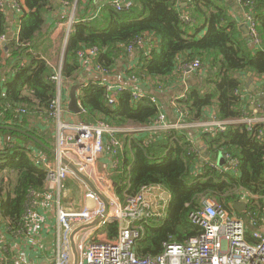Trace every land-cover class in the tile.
I'll return each mask as SVG.
<instances>
[{"label": "trees", "instance_id": "1", "mask_svg": "<svg viewBox=\"0 0 264 264\" xmlns=\"http://www.w3.org/2000/svg\"><path fill=\"white\" fill-rule=\"evenodd\" d=\"M74 1L63 0L68 4ZM76 1L78 10L84 1V12L94 8V0ZM131 1L133 6L129 10L117 12L106 4L100 7L99 14L71 27L59 69L62 82L77 88L82 124L145 128L155 125L161 113L170 122L182 116V122L187 124L208 121L212 115L229 123L222 132L201 130L198 138L202 147L211 161L222 154L238 162L236 171L212 168L210 161L198 166L200 149L197 150L193 141L192 129L115 134L122 143V151L115 157L120 167L114 177L120 200L150 185H160L171 196L159 226L151 221L143 224V236L135 243L137 255L155 257L163 252L165 243L183 245L199 236L202 232L190 223L189 215L200 211L204 199H214L223 210L242 218L254 213L261 224L264 222V134L258 137L264 131V123H256L248 131L246 123L235 121L251 117L250 94L244 88L248 75L264 94V0H248L259 39L255 48L250 47L249 39L241 38L228 19L226 8L216 0ZM184 2L186 5L182 7ZM52 6V0H22L17 37L0 47V61L5 52L10 55L6 60L9 61L7 79L2 82L4 92H0L3 114L0 126L21 129L48 148L49 143L35 130H28L26 124L29 119L45 122L57 93V85L52 81L55 69L37 57L49 42L46 16L52 12ZM6 10L0 8V37L7 32ZM185 13L191 22L181 19ZM149 36L158 41L159 51L147 52L134 46L138 63L126 70L128 77L148 89L142 92L143 98L135 102L131 90L125 88L116 104L108 105L100 83L83 84L79 52L96 48L98 53L91 59L93 67L110 73L118 59L128 57V47L139 38L152 40ZM195 60L200 62L201 69L192 76L193 82L184 96L175 105L160 104V94L180 75L178 68ZM17 109L25 113L17 114ZM0 136V215L16 227L22 222L27 193L44 191L46 170L34 150L51 154L15 131L0 130ZM241 199L248 201L247 209L236 213L233 204ZM118 225L114 221L103 230L114 238L118 235ZM247 230L246 240L254 243L250 229Z\"/></svg>", "mask_w": 264, "mask_h": 264}, {"label": "built area", "instance_id": "2", "mask_svg": "<svg viewBox=\"0 0 264 264\" xmlns=\"http://www.w3.org/2000/svg\"><path fill=\"white\" fill-rule=\"evenodd\" d=\"M237 2L245 11V20L249 27V41L254 46H258L259 39L256 31V21L250 10L251 3L248 0H237ZM20 4V0H11L13 9L19 10ZM107 4L117 12L129 10L133 6L131 0H110ZM0 8L4 10V0H0ZM181 19L185 23L192 21L187 14L181 16ZM145 43H149V40L145 41L139 38L126 51L129 53L134 49V46L143 47ZM97 53L96 48L89 49L85 52H79L78 58L81 63L86 64ZM93 68L98 74H108L100 67ZM200 69V62L195 60L182 67L181 76L185 80L189 75L198 72ZM52 81L57 85V93L50 104L47 117L54 122L57 135L53 163L48 166L45 162H42L46 170L44 186L48 190L58 189L67 179L70 170L62 164L61 159L68 160L88 179H91V170L98 159L103 156L114 158L111 160V169L117 171L120 162L115 157L122 151V143L115 138V134L119 130L105 123L93 125L63 123L61 121L62 108L59 100L62 83L60 69L54 72ZM129 81L130 85L127 88L131 90L132 99L136 102L143 98V91L141 90L143 85L133 77ZM100 85L104 87L105 101L108 105L116 104L118 95L125 89L109 84L101 83ZM151 101L159 107L154 98H151ZM16 112L17 114L25 113L23 109H17ZM2 117L3 114L0 113V119ZM181 118L183 117L180 116L175 124L170 125L166 122L165 115L161 113L158 115L155 125L136 128V131L163 132L170 129H195L203 123L202 125L207 128L206 131L222 132L229 123L210 116V120L206 122L187 124L182 122ZM235 122L246 123L248 125L247 130L250 131L251 127L256 124V118H245ZM262 134H264V131L259 133L258 139ZM194 151L196 152V150ZM224 157L229 161V170L236 171L238 162L231 160L228 155ZM209 166L215 168L217 165L210 162ZM95 182L93 185L97 192L106 199L108 210L106 215L94 227L97 230L103 229L107 224L116 221L119 224L118 235L109 240L95 241L84 236L79 238L84 232L79 233L77 235L79 240L76 239V250L79 255L78 264H264V228L258 222L257 215L248 213L241 218L234 213L223 210L211 199H204L200 211L189 215L190 223L200 228L202 232L199 236L190 238L183 245L165 243L163 252L158 256L139 257L135 251V243L143 236V224L147 221H161L165 218L167 205L171 199L170 193L160 185H150L142 187L134 195H125V200L121 201L112 189L107 188V193H102L100 188L96 187ZM40 196L41 194L35 190H30L27 193L21 218L24 227L25 224L27 225L32 221L40 204L38 201ZM85 198L96 200L97 207L94 209L84 207L74 211L57 205L56 219L60 227V233L58 236V258L55 264H71L69 243L72 231L95 221L104 211L103 204L95 193L91 191L85 195ZM248 228L254 243H249L246 240Z\"/></svg>", "mask_w": 264, "mask_h": 264}, {"label": "crops", "instance_id": "3", "mask_svg": "<svg viewBox=\"0 0 264 264\" xmlns=\"http://www.w3.org/2000/svg\"><path fill=\"white\" fill-rule=\"evenodd\" d=\"M22 2V0H20ZM110 0H94V8L92 11L84 12V5L78 10L76 8L77 1L68 4L63 2V0H52V12L46 16L47 19V28L49 29V42L47 46L43 49V52L37 54V57L45 60L55 71L59 69L61 61L63 59V54L65 50V45L69 39L71 27L73 24L78 22L86 21L92 18L94 15L99 14L100 7L106 5ZM218 4L226 8L228 19L234 24L236 30L239 32L240 36L244 40L249 39V27L245 20V11L244 8L237 2V0H216ZM186 5V2L181 4L182 7ZM4 6L7 9L5 11L7 18V32L2 38L0 37V47L5 46L11 40L16 39L18 34V23L21 16L20 10H13L11 6V0H4ZM186 14V13H185ZM188 15V14H187ZM189 16V15H188ZM243 29L246 30V33L243 32ZM205 33V29L202 34ZM152 38L151 36H149ZM67 41L65 42V39ZM251 43V42H250ZM253 45L251 48H255ZM145 51H159V43L155 38L149 39V43H145L143 47H140ZM128 53V52H127ZM41 54V55H40ZM36 56V55H35ZM10 55L4 53L2 55L3 61H0V92L2 90V82H5L7 77L6 73L8 72L7 66ZM138 63V56L135 54V50H132L128 53V57L118 59L114 68L110 73L106 75H101L95 72L93 64L89 61L86 64H83L81 71L80 79L83 84H88L89 82H96L102 84H109L121 88H127L130 85L129 79L126 75V70L134 68ZM182 67L178 69L180 75L177 77L175 83L171 84L170 87H166V90H163L160 94V104L164 105H175L177 99L184 96L185 90H187L188 85L193 82V75H189L185 80H183ZM249 77V75H248ZM248 77L244 79V88L250 94V111L251 117L256 118L255 123H264V94L261 92L259 86L255 85L252 80H249ZM251 82V85L254 86L252 90L246 88V83ZM259 83V82H258ZM72 85V84H70ZM68 82L63 81L60 86V104L62 108L61 121L63 123L77 125L81 124V119L79 114H74L69 111V94L71 88ZM257 91L259 94H257ZM77 96V93H76ZM159 96V95H158ZM78 105L79 101L77 99ZM252 108V109H251ZM213 114V113H212ZM211 117H214L211 115ZM169 121V122H168ZM166 119V122L170 125H173L175 122H170ZM206 122V121H203ZM49 123L52 125L49 127ZM201 123L195 127V129L190 130L192 132L193 141L197 146V150L200 149V153L197 157V164L201 166L203 162H213L217 165V158L215 160H210L209 154L202 147V143L198 138V133L201 130H207ZM26 127L31 130H35L37 134L49 143L50 148L44 146L41 142V146L45 149H53L56 143L57 130L54 122L50 119H45V122H42L38 119H29ZM128 127L118 129L119 132L135 134L139 133L136 131L135 127ZM118 132V133H119ZM162 132V131H160ZM144 133V132H142ZM0 136V143H1ZM39 144V143H38ZM199 148V149H198ZM34 154L41 162H45L48 166L53 163V156H49L42 151L34 150ZM51 154V153H50ZM107 156H103L98 159L94 168L90 173L91 180L96 187L100 188L101 192L106 194L107 188L112 189L116 193V183L114 177L118 171H112L111 169V160ZM225 165L219 166L223 169H229V161L224 157ZM120 167V166H119ZM196 171L198 168L195 169ZM103 182V183H102ZM106 185H105V184ZM107 186V187H106ZM91 189L75 174L71 171L67 176V179L60 185V187L54 190L47 189L44 186V191L40 192L41 196L38 198L39 207L37 208L32 221L29 224L23 226V222L19 223L16 227L11 226L6 222L3 217L0 215V264H55L58 258V236L60 233V227L56 219V209L59 204L61 207L69 210L78 211L86 206L85 195L88 194ZM38 193V192H37ZM97 207V201L93 200V205L91 208L94 209ZM157 222L156 226H159L160 221ZM264 228V222L261 223ZM80 237H88L95 241H105L112 239L109 237L103 229H95V227H90L83 231ZM79 238L77 240H79ZM70 245V243H69ZM71 264H73L71 249Z\"/></svg>", "mask_w": 264, "mask_h": 264}, {"label": "water", "instance_id": "4", "mask_svg": "<svg viewBox=\"0 0 264 264\" xmlns=\"http://www.w3.org/2000/svg\"><path fill=\"white\" fill-rule=\"evenodd\" d=\"M243 32L246 33V30L243 29ZM250 47H253V44L250 43ZM246 88L252 90L254 88L253 85H251V82H247L246 83ZM76 86H73L71 88L70 94H69V104H68V109L70 112L74 113V114H80L81 113V108L78 105L77 102V96H76ZM141 90L143 92H147L148 89L145 86L141 87ZM257 94H259V92L257 91ZM252 109V108H251ZM0 130H11V131H15L17 133L23 134L29 138H31L32 140H34L35 142L39 143L41 145V142L38 140V138L27 134L25 131L21 130V129H17L15 127L12 126H8V125H1L0 126ZM46 150L51 153L52 156L55 155V151L53 149H47ZM61 162L63 165H65L73 174H75L79 179H81L90 189L93 193H95V195L99 198V200L102 202L103 204V213L100 217H98L95 221H92L86 225H83L81 227H78L76 229H74L70 235V249H71V254H72V259H73V264H78L79 262V255L78 252L76 250V239H77V235L81 232H83L84 230L93 227L95 225L98 224V222L101 220V218L106 215L107 210H108V203L106 201V199L97 192L95 186L93 185V183L83 174L81 173L72 163H70L68 160L66 159H61ZM217 165L219 166H224L225 165V160H224V156L222 154H219L217 156ZM247 205H248V201L246 199H241L240 201H238L237 203L233 204V210L236 213H243L246 211L247 209Z\"/></svg>", "mask_w": 264, "mask_h": 264}, {"label": "rangeland", "instance_id": "5", "mask_svg": "<svg viewBox=\"0 0 264 264\" xmlns=\"http://www.w3.org/2000/svg\"><path fill=\"white\" fill-rule=\"evenodd\" d=\"M28 130H31V129H28ZM32 131V130H31ZM210 199V198H209ZM212 201H214L215 202V204L217 205V203H216V201L214 200V199H211ZM92 205H93V200H90V199H87L86 200V206L88 207V208H91L92 207ZM241 217V216H240ZM242 218V217H241Z\"/></svg>", "mask_w": 264, "mask_h": 264}]
</instances>
